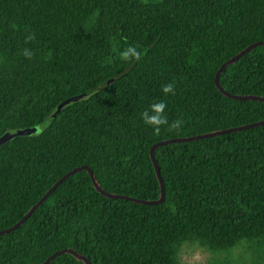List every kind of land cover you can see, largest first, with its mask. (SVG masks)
Masks as SVG:
<instances>
[{
	"label": "trees",
	"instance_id": "obj_1",
	"mask_svg": "<svg viewBox=\"0 0 264 264\" xmlns=\"http://www.w3.org/2000/svg\"><path fill=\"white\" fill-rule=\"evenodd\" d=\"M34 37V39H30ZM264 0H0V264H264ZM135 45L139 61L120 53ZM29 50L31 58L24 55ZM112 83L104 86L109 80ZM175 83V95L162 91ZM86 98L61 110L64 101ZM242 98V99H240ZM254 98V99H253ZM164 101L159 135L141 114ZM164 185H161L150 148ZM130 198L139 202L112 199ZM46 264H85L66 253Z\"/></svg>",
	"mask_w": 264,
	"mask_h": 264
},
{
	"label": "water",
	"instance_id": "obj_2",
	"mask_svg": "<svg viewBox=\"0 0 264 264\" xmlns=\"http://www.w3.org/2000/svg\"><path fill=\"white\" fill-rule=\"evenodd\" d=\"M261 45H264V43H257V44H252L251 46L247 47L246 49H244L242 52H240L238 55H236L235 57H233L232 59H230L229 61H227L225 64H223V66L221 67L219 73L216 75V83H215V86L217 87L218 91L221 92L222 94H225L218 86V76L220 74V72L229 64H232L234 63L236 60H238L242 55H244L247 51H249L250 49H252L253 47H258V46H261ZM115 79L113 80H109V82L105 83L104 86H107L109 85L110 83H112ZM226 95V94H225ZM86 94H83V95H80L79 97H76V98H71V99H68L66 101H64L63 103H61L58 107V110H61L63 109L64 107H66L67 105L69 106V104L71 103H74V102H78L84 98H86ZM242 99V98H240ZM254 99V98H253ZM254 100H257V101H263L264 100H261V99H254ZM264 122H261V123H258V124H255V125H250V126H247V127H244V128H240V129H246V128H249V127H257V126H260V125H263ZM232 131H235V130H231V131H226V132H222V133H213V134H209V135H204V136H199V137H195V138H191V139H182V140H179V139H173V140H167V141H163V142H160V143H157L155 145H153L151 148H150V157H151V160H152V163L154 165V168H155V171H156V174H157V177H158V180L160 181V185H161V192H160V199L157 201V202H141L140 200V203H146V204H152V205H158V204H161L164 200V193H165V189H164V185L161 181V178H160V174H159V170L157 168V165H156V162H155V159H154V150L163 146V145H166V144H169V143H173V142H178V143H185V142H190V141H193V140H198V139H203V138H208V137H212V136H218L220 134H224V133H229V132H232ZM40 131H38V128H32V129H25V130H21V131H17L15 133H7L5 135H3L2 137H0V146L4 145L5 143L9 142L10 140H12L13 138L15 137H27V136H31V135H34V134H38ZM78 171H87L90 175V177L92 178V172L91 170L86 167V166H82L80 168H77V169H74L72 171H70L69 173H67L66 175H64L61 179H59L51 188L50 190L29 210V213H27L18 223H16L14 226H12L11 228L7 229V230H4V231H1L0 232V236L1 235H5V234H8L10 232H13L14 230H16L22 223H24L27 219H29V217L32 215V213L47 199V197L62 183L64 182L65 180H67V178H69L71 175H73L74 173L78 172ZM94 186L96 187L97 191L100 192L102 195L108 197V198H112V199H120V200H126V201H133V202H139V201H136V200H133V199H130V198H126V197H120V196H111V195H108L104 192H102L99 188H97V186L94 184ZM71 254L72 256H74L75 258L79 259V260H82L84 261L85 264H90L89 261L81 256V255H78L76 252L74 251H71V250H62V251H59V252H56L55 254H53L52 256H50L44 263L42 264H46L48 263L49 261H51L52 259H54L55 257L57 256H60L62 254Z\"/></svg>",
	"mask_w": 264,
	"mask_h": 264
},
{
	"label": "clouds",
	"instance_id": "obj_3",
	"mask_svg": "<svg viewBox=\"0 0 264 264\" xmlns=\"http://www.w3.org/2000/svg\"><path fill=\"white\" fill-rule=\"evenodd\" d=\"M34 39V37H30ZM24 55L27 58H31L29 50H25ZM142 53L135 45H129L120 53V59L124 62L139 61L142 58ZM176 85L175 83H166L162 89L165 95H175ZM167 105L164 101L153 102L148 109L141 114V119L144 124L153 129L154 134L159 135L161 128L168 125L172 130H179L182 127V121L176 120L169 125L167 116L165 115V109ZM38 131L40 128L38 126Z\"/></svg>",
	"mask_w": 264,
	"mask_h": 264
},
{
	"label": "rangeland",
	"instance_id": "obj_4",
	"mask_svg": "<svg viewBox=\"0 0 264 264\" xmlns=\"http://www.w3.org/2000/svg\"><path fill=\"white\" fill-rule=\"evenodd\" d=\"M183 253L182 264H204L209 257L206 251L197 247L188 248Z\"/></svg>",
	"mask_w": 264,
	"mask_h": 264
}]
</instances>
